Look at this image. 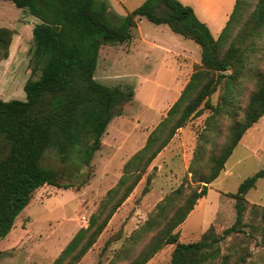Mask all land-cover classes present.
Listing matches in <instances>:
<instances>
[{
	"label": "trees",
	"instance_id": "1",
	"mask_svg": "<svg viewBox=\"0 0 264 264\" xmlns=\"http://www.w3.org/2000/svg\"><path fill=\"white\" fill-rule=\"evenodd\" d=\"M4 1L29 11L39 23L33 28L32 70L24 86L25 99H0V240L11 232L38 189L46 185L81 188L88 183L108 126L135 97L134 88L109 87L95 79L100 51L103 46L130 41L138 23L146 19L198 44L200 62L167 116L125 163L122 176L91 214L88 226L75 234L52 264H78L177 131L206 111L211 114L190 163L187 185L183 182L157 204L110 264L128 259L130 249L152 234L146 248L128 264H147L168 245L174 246L169 264L245 263L250 253L239 245L244 229L250 226L264 238V208L247 200L248 192L264 177V169L229 195L236 210L232 226L211 225L191 242L181 241L175 230L198 200L207 196L208 185L264 116V69L257 56L258 42L264 37V0H236L218 37L193 7L180 0H145L124 17L112 16L107 0ZM14 35L13 29L0 27V63L9 58ZM217 92L214 104L211 98ZM220 138H224L221 145ZM50 152L63 165L62 171L44 164ZM63 176L71 183L63 185ZM150 182L149 175L144 192ZM248 214L260 217V223H247Z\"/></svg>",
	"mask_w": 264,
	"mask_h": 264
},
{
	"label": "rangeland",
	"instance_id": "2",
	"mask_svg": "<svg viewBox=\"0 0 264 264\" xmlns=\"http://www.w3.org/2000/svg\"><path fill=\"white\" fill-rule=\"evenodd\" d=\"M144 1L119 0L114 1V4L121 7L120 17H124L125 9L133 11ZM180 1L194 8L215 37L221 33L236 2ZM110 14L113 16L114 12L111 10ZM37 23L39 20L29 11L17 8L10 1L0 0V27L15 31L10 56L0 63V99L4 101L24 100L26 97L24 86L31 77L33 28ZM133 35L128 42L106 45L100 51L95 79L109 87L119 86L124 90L134 88L135 97L132 102L123 106L122 115L114 117L108 126L103 137V147L96 152L92 161V175L88 183L81 188L63 189L46 185L38 189L30 204L16 218L12 232L0 240V264H52L75 234L88 226L91 214L98 209L108 190L122 176L125 162L143 147L145 132L151 130L150 119L158 118L163 105L167 103L172 77L165 74L161 50L144 48L139 37L147 43L159 40V45L172 51L171 54L163 55L178 66L185 67L187 63L199 60L200 46L175 34L167 26L155 25L143 19L140 29L136 28ZM257 56L264 69V37L258 42ZM194 70V66H189L188 72L184 71L182 77L188 79ZM218 96L219 92L212 96V103H217ZM152 107L154 111L150 110ZM210 114L206 111L202 116L192 118L185 127L177 131L113 216L97 243L78 264H110L115 253L127 246L126 240L132 233L155 212L157 204L183 182L187 185L190 176L188 169ZM145 120H149L148 123ZM225 126L226 135L227 125ZM211 134L214 138V134ZM218 143H224V138H220ZM44 164L60 171L63 169V165L51 152L44 159ZM72 168L69 169L70 174L74 173ZM262 169L264 116L244 135L220 176L208 185L207 196L198 200L185 222L175 230L180 233V240L196 241L210 225L218 228L232 226L236 220V210L235 201L229 195L237 193L239 186L247 178ZM149 175V190L144 192ZM71 181L63 176L61 183L65 185ZM247 200L251 205L264 208V177L258 179L256 187L248 192ZM245 221L258 224L260 217L251 218L248 214ZM244 231L245 234L252 233V236L241 234L239 240V245H244L245 252L250 253L243 264H264V238L261 233L250 226ZM152 236L153 234L130 249L129 256L126 255L128 259H123L118 264H128L134 260L146 248ZM12 246L14 247L11 248ZM173 249L172 245L166 246L147 264H169ZM234 259L231 263L235 262ZM220 263L221 260H218L214 264Z\"/></svg>",
	"mask_w": 264,
	"mask_h": 264
},
{
	"label": "crops",
	"instance_id": "3",
	"mask_svg": "<svg viewBox=\"0 0 264 264\" xmlns=\"http://www.w3.org/2000/svg\"><path fill=\"white\" fill-rule=\"evenodd\" d=\"M108 1V3H109V5H110V11L112 10L113 12H114V14L115 15H118V16H120V12H119V8H121V7H117V6H115V4H114V1H119V0H107ZM127 13H128V10H126L125 9V14H124V16H126L127 15ZM143 20V19H142ZM141 20V21H142ZM140 21V22H141ZM140 22L138 23V26H137V28L138 29H140ZM134 36V35H133ZM145 38V37H144ZM154 39V38H153ZM139 41L143 44V46H144V48H149V49H158V50H161L160 52L162 53V58L164 59V64H165V74H168V75H171V77H172V83H171V85H170V93H169V96H168V99L166 100L167 101V103L166 104H164L163 105V107H162V110L159 112L160 114H159V116H158V118H151L150 119V121L149 120H145L147 123H148V121H149V126H150V128H151V130H149V131H146L145 132V135H144V141H145V143H146V140H147V138H148V136L150 135V133L158 126V124L167 116V113H168V111L170 110V108L173 106V104L178 100V98L180 97V95H181V93H182V91H183V89L185 88V86L187 85V83H188V81H189V79H190V77H191V75H192V73L193 72H191V75L188 77V79H185V78H183L182 77V74L184 73V71L185 72H188V70H189V66H195V64H198L199 62H200V57H199V60H195V61H193L192 62V64H190V63H187V65H185V67L184 66H178V64H176L175 62H172L171 60H168L167 58L168 57H166V56H164L163 54L164 53H167V54H171L172 53V51H170V50H168V49H166L165 47H163V46H161V45H159L158 43H160L159 42V40H156V39H154V41L153 42H146L143 38H141V37H139ZM153 107H154V105H152ZM153 107L152 108H150V110L151 111H154L153 110ZM164 116V118H161V116ZM149 126H147V127H149ZM145 143H144V145H145ZM143 145V146H144ZM141 149V148H140ZM139 149V150H140ZM138 150V151H139ZM137 151V152H138ZM136 153V152H135ZM134 153V154H135ZM133 154V155H134ZM132 155V156H133ZM131 156V157H132ZM130 157V158H131ZM129 158V159H130ZM128 159V160H129ZM127 160V161H128ZM126 161V162H127ZM125 162V163H126ZM125 165V164H124ZM211 226V225H210ZM11 232H12V230H11ZM10 232V233H11ZM9 233V234H10ZM16 244H14V246H15ZM14 246H12L11 248H13Z\"/></svg>",
	"mask_w": 264,
	"mask_h": 264
}]
</instances>
